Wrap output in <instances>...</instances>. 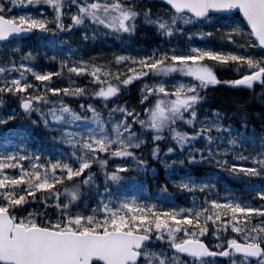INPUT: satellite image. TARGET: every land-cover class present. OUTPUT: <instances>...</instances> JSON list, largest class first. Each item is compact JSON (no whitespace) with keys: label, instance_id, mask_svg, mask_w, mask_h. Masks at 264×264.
I'll return each instance as SVG.
<instances>
[{"label":"snow or ice","instance_id":"snow-or-ice-1","mask_svg":"<svg viewBox=\"0 0 264 264\" xmlns=\"http://www.w3.org/2000/svg\"><path fill=\"white\" fill-rule=\"evenodd\" d=\"M221 83L264 96V0H0V264H264V108L201 115Z\"/></svg>","mask_w":264,"mask_h":264},{"label":"trees","instance_id":"trees-1","mask_svg":"<svg viewBox=\"0 0 264 264\" xmlns=\"http://www.w3.org/2000/svg\"><path fill=\"white\" fill-rule=\"evenodd\" d=\"M32 10H33L32 8H28V11H32ZM205 31H208V29L206 28ZM141 32L147 33V35L141 36L140 35ZM140 33L136 37V39L139 41L138 44H147L148 46H151L153 43L156 42V38L154 36H152V34H151V29L143 28L140 31ZM209 39L211 41H214V38H212V37ZM31 42H32L31 39L26 41V43H31ZM33 50H35V49H33ZM25 51H27V48H25ZM34 63L43 66V67H41L40 70H43L44 67H47L49 70L55 71V68L57 67L56 65H53L50 62L44 61V58L42 56L38 57V59L36 61H34ZM114 70H115V68H113V71ZM217 74H218V78L221 81H225L227 79L233 78L232 71L227 70V69L221 70ZM56 79L59 80L60 78H56ZM66 80H67V77H65L63 81H60L59 83H57L53 86H62V84ZM79 84H83L85 86L90 87L89 81L86 77L81 78L79 80ZM138 88H139V84L133 83L131 88H129L126 91L123 99H128L130 97L133 99L137 98L138 97ZM260 92H261V88H260L259 84H257L254 92L252 90H249V89H246L243 87L236 88V87L224 84V83H221L219 85H209L207 87L206 91L201 93V95L205 97L204 102L200 106L201 115L209 114L206 111H204L205 109L217 108L221 112H227L229 115H231L233 117V120H239L240 116L246 112V113H248L250 120H255V122L258 124L259 119L256 116V114L259 113L262 108H264V96L259 95ZM123 99H121L120 101H113V103L123 102ZM85 102H87V101H85ZM75 104L78 106L79 100L75 101ZM109 107H111V104H109ZM0 131L6 132L7 129H3L2 126H0ZM33 139H34V137H33ZM164 146L166 147L168 145L165 144ZM150 148H151V144L147 145L143 150L145 152H147V151H149ZM168 159L171 160V159H173V157L169 156ZM94 171H99V168L97 167L96 169H94ZM158 173H159L158 178L160 180H162L163 176H164V169H163L162 165L159 166ZM130 175H131V173H130ZM100 178L102 179V175ZM148 179H149V181H156L157 178L149 176ZM155 186H156V184L153 183L150 186L149 191H151L152 188H154ZM235 187L239 188L240 186L236 185ZM134 194L135 193H133V192L128 193V195H134ZM140 198L143 199L144 197L141 196ZM184 201H185L184 196H179L176 200V202L178 204H180L182 206H187V205H185ZM89 207H90V205H89ZM31 208H32V206L29 205V209H31ZM27 211H28V209H26L24 212H18L17 216L24 215V214H26ZM225 239H227V237H225ZM206 242L211 243V244H215L216 241L214 239H209ZM181 264H183V261H181ZM217 264H219V262H217ZM225 264H228V262L225 261Z\"/></svg>","mask_w":264,"mask_h":264},{"label":"rangeland","instance_id":"rangeland-1","mask_svg":"<svg viewBox=\"0 0 264 264\" xmlns=\"http://www.w3.org/2000/svg\"><path fill=\"white\" fill-rule=\"evenodd\" d=\"M38 10V9H37ZM125 38H128L129 39V37H125ZM133 38V37H132ZM214 39H215V42H217V43H219V40L217 39V37H213ZM107 39H111V40H113V41H115L116 43H118V45L119 46H124V45H122V42H121V40L120 39H116L114 36H110V37H108ZM107 39H106V41H107ZM73 41L75 40V39H72ZM77 43L79 42V38H77ZM99 42V40L98 41H96V42H90L91 44H95V43H98ZM104 43L105 42H103L102 43V45H104ZM15 45H9V47H14ZM113 52V48H109L108 46L106 47V46H103V50L102 51H99L98 53H96V54H103V53H108V54H111ZM93 55H95V54H92V55H87L88 57H90V56H93ZM87 58V57H86ZM115 65V63L113 62V66ZM129 67L131 66V65H128Z\"/></svg>","mask_w":264,"mask_h":264},{"label":"flooded vegetation","instance_id":"flooded-vegetation-1","mask_svg":"<svg viewBox=\"0 0 264 264\" xmlns=\"http://www.w3.org/2000/svg\"><path fill=\"white\" fill-rule=\"evenodd\" d=\"M103 42H105L104 45H107L108 40L107 41L106 40H99V42L95 43L94 45H91V43L89 41L88 42V47H89L88 51L90 53L89 55L96 54L99 51H102L103 50V45H102ZM128 45H130V44H128Z\"/></svg>","mask_w":264,"mask_h":264},{"label":"water","instance_id":"water-1","mask_svg":"<svg viewBox=\"0 0 264 264\" xmlns=\"http://www.w3.org/2000/svg\"><path fill=\"white\" fill-rule=\"evenodd\" d=\"M236 12H238V10H235ZM238 14H239V12H238ZM240 15V14H239Z\"/></svg>","mask_w":264,"mask_h":264}]
</instances>
